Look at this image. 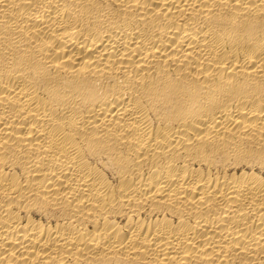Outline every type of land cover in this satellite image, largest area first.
<instances>
[{"label": "bare ground", "instance_id": "6f19581e", "mask_svg": "<svg viewBox=\"0 0 264 264\" xmlns=\"http://www.w3.org/2000/svg\"><path fill=\"white\" fill-rule=\"evenodd\" d=\"M0 264H264V0H0Z\"/></svg>", "mask_w": 264, "mask_h": 264}]
</instances>
